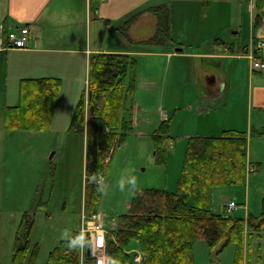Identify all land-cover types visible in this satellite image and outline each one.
I'll use <instances>...</instances> for the list:
<instances>
[{"label": "rangeland", "instance_id": "rangeland-1", "mask_svg": "<svg viewBox=\"0 0 264 264\" xmlns=\"http://www.w3.org/2000/svg\"><path fill=\"white\" fill-rule=\"evenodd\" d=\"M236 5L238 7L239 2ZM234 12V19H239L238 11ZM157 16L159 20V14ZM143 21L138 20L135 24L136 33L145 30V25H141ZM158 36L161 39V35ZM162 38L165 40L166 34ZM241 39L243 43L249 36L242 34ZM157 41L158 38H152L146 44L151 42L158 47L160 43ZM153 50L156 51L155 48ZM222 51L227 53L223 48ZM135 57L138 58L136 77L145 74L146 79L156 81L159 86L150 81L140 82L137 86L135 79L134 89L126 100V114L141 124L136 130L134 128L125 144L116 149L108 172L99 178V217L88 214L87 207L82 209L81 206L88 182L86 134L69 129L72 114L70 116L64 108L49 130L8 129L3 114H0V264H11L17 228L26 211L34 216L31 243H39L40 246L36 264L45 262L61 239L72 237L75 231L80 230V235H83V230H89L93 235L95 229H102L106 236V245L104 249H98L96 259L100 264H111L109 241L116 239L119 216L129 210L136 190L160 188L177 191L189 138L197 134L221 135L226 127L234 125L226 120L227 117L233 120L235 115L229 114L231 106L225 105L224 94L217 95L215 99L209 88H198L192 75L187 76L189 69L193 73L191 57L176 56L170 61L166 56L156 55V52L146 57ZM253 60L251 57L252 68ZM84 93L88 102L87 92ZM160 106L168 114L164 120L169 118L170 121L171 137L163 144L167 153L164 164L156 161L151 137L160 118ZM241 114L245 119L246 110L242 109ZM250 116L252 123L248 129L246 121L239 125L250 133L249 159L260 162L261 173L258 174L255 168L248 171L244 184L213 187L211 209L215 213H224L226 204L234 200L237 206L232 214L235 216L247 218L263 214V191L258 187L264 186V134L259 135L262 130L264 132V112L254 110ZM146 119L154 120L156 124L142 123ZM137 130H142V134ZM132 178L136 180L135 185L130 183ZM121 181L124 182L123 187ZM250 237V241H245L244 264H264V232L252 233ZM85 239L90 240L91 235H85ZM127 249L136 252L139 259L145 254L136 242ZM194 252L196 264H212L205 239L195 243ZM235 254L236 247L230 244L212 260L214 264H234ZM144 259H140L141 263Z\"/></svg>", "mask_w": 264, "mask_h": 264}, {"label": "trees", "instance_id": "trees-1", "mask_svg": "<svg viewBox=\"0 0 264 264\" xmlns=\"http://www.w3.org/2000/svg\"><path fill=\"white\" fill-rule=\"evenodd\" d=\"M212 1L205 0V3ZM255 3L259 20L264 13V0H255ZM154 11L160 20L154 38L161 42L163 34L168 36V8L158 6ZM4 26L6 34L8 25ZM221 43L225 42L221 40ZM223 48L229 51L226 46ZM242 49L238 51L248 53L246 47ZM254 53L259 55L256 49ZM136 75L137 60L128 53L101 52L91 57V96L86 102L83 93L69 126L71 131L86 134L88 182L83 193L88 214L98 211L101 199L98 176L108 172L114 152L134 130L132 116L126 114V100L134 89ZM60 87L61 79L57 77L23 79L18 103L4 109L5 126L17 130L51 129ZM169 122V118L163 120L151 135L158 163L167 162L163 144L171 137ZM247 150L245 130L231 128L217 136H191L178 190L138 189L129 210L119 216L116 239L109 241L111 264H196L194 245L200 239L207 243L212 264V258L230 244L236 247L234 264H244L246 239L250 241L252 233L264 232V211L259 217L247 218L226 211L215 213L211 209V190L246 182ZM33 225V214L24 212L17 228L11 264H36L40 246L31 243ZM79 233L75 231L72 237L61 239L41 264H97L96 256L87 253L81 263V241L76 247L70 246L71 239L80 236ZM133 242L145 251L142 263L133 261L132 254L127 252Z\"/></svg>", "mask_w": 264, "mask_h": 264}, {"label": "crops", "instance_id": "crops-1", "mask_svg": "<svg viewBox=\"0 0 264 264\" xmlns=\"http://www.w3.org/2000/svg\"><path fill=\"white\" fill-rule=\"evenodd\" d=\"M158 6L168 8V36L154 47L146 43L158 33L159 20L154 11ZM236 10L237 20L233 16ZM142 19L145 30L136 33L135 24ZM16 24L30 26L34 40L30 48L6 46L3 26ZM242 34L249 36L248 41L242 43ZM255 38L264 40V13L257 20L255 0H213L209 4L205 0H0V114L6 106L18 103L23 79L57 77L61 87L54 125L64 108L73 117L81 96L88 93L92 55L118 52L146 57L156 52L170 61L176 56L191 57L193 73L189 69L187 76L192 75L198 88H209L215 99L224 94L225 105L231 106L229 114L235 118L226 120L234 125L226 128L247 130L252 111L264 112V71L251 66ZM223 44L229 48L227 53L222 51ZM240 47H246L248 53L238 51ZM261 52L264 55V48ZM136 79L137 86L146 81L158 85L145 74ZM159 109L155 128L168 115L161 106ZM242 109L247 112L245 119ZM148 119L142 123L156 124ZM133 120L136 130L141 122ZM243 121L247 129L239 125ZM137 132L142 134V130ZM247 132L248 168L256 165L259 174L260 162L249 159L251 138ZM263 134V130L259 132ZM258 188L264 195V186Z\"/></svg>", "mask_w": 264, "mask_h": 264}, {"label": "built area", "instance_id": "built-area-1", "mask_svg": "<svg viewBox=\"0 0 264 264\" xmlns=\"http://www.w3.org/2000/svg\"><path fill=\"white\" fill-rule=\"evenodd\" d=\"M33 41L34 40L32 38L30 28L27 25L19 24L16 26H12L7 33V42H8L9 47L30 48L33 45ZM255 46L259 49L263 48L264 40H261V39L257 40L255 42ZM252 57L254 58L253 68L255 70L264 71V57L261 55H253ZM99 177L101 178L103 176L100 175ZM235 205L236 203L234 201H230L228 204V211L229 212L232 211ZM97 212L93 213L94 217L100 216V214H98ZM86 234L91 235L90 241H92L93 246H94V253L95 255H97L98 249H102V248L104 249L106 245V236L102 232V229L101 230L95 229V232L93 235L91 234L89 230H86V231L83 230V237H85ZM144 256L145 254L142 256V258ZM140 259H139V255L136 252H134V261L137 263H141ZM98 264H100L99 261H98Z\"/></svg>", "mask_w": 264, "mask_h": 264}, {"label": "clouds", "instance_id": "clouds-1", "mask_svg": "<svg viewBox=\"0 0 264 264\" xmlns=\"http://www.w3.org/2000/svg\"><path fill=\"white\" fill-rule=\"evenodd\" d=\"M130 183H131L132 185H135V183H136L135 178H132V180L130 181ZM123 184H124V182L121 181V187H123ZM83 239H84V238H83L82 235L77 236V237H74V238L71 239V241H70V246H71V247H76V246H77V242H78V241H83Z\"/></svg>", "mask_w": 264, "mask_h": 264}, {"label": "water", "instance_id": "water-1", "mask_svg": "<svg viewBox=\"0 0 264 264\" xmlns=\"http://www.w3.org/2000/svg\"><path fill=\"white\" fill-rule=\"evenodd\" d=\"M90 96H91V92H90ZM92 249H93V245H92L91 242H89V243L87 244V254H88V255H91V254H92Z\"/></svg>", "mask_w": 264, "mask_h": 264}]
</instances>
